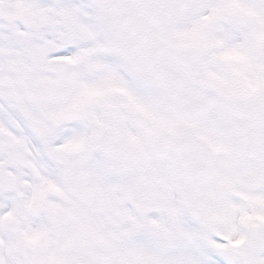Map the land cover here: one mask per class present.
<instances>
[{
    "label": "snow or ice",
    "instance_id": "1",
    "mask_svg": "<svg viewBox=\"0 0 264 264\" xmlns=\"http://www.w3.org/2000/svg\"><path fill=\"white\" fill-rule=\"evenodd\" d=\"M0 264H264V0H0Z\"/></svg>",
    "mask_w": 264,
    "mask_h": 264
}]
</instances>
